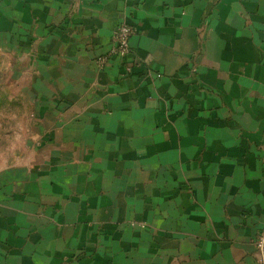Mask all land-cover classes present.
Instances as JSON below:
<instances>
[{
  "label": "crops",
  "instance_id": "1",
  "mask_svg": "<svg viewBox=\"0 0 264 264\" xmlns=\"http://www.w3.org/2000/svg\"><path fill=\"white\" fill-rule=\"evenodd\" d=\"M0 62V264H257L264 0H0Z\"/></svg>",
  "mask_w": 264,
  "mask_h": 264
},
{
  "label": "built area",
  "instance_id": "2",
  "mask_svg": "<svg viewBox=\"0 0 264 264\" xmlns=\"http://www.w3.org/2000/svg\"><path fill=\"white\" fill-rule=\"evenodd\" d=\"M134 31L131 25L119 23L112 31L111 46L107 55L125 57L130 52V38ZM125 71L129 72L128 66H125ZM255 250L257 264H264V222L255 239Z\"/></svg>",
  "mask_w": 264,
  "mask_h": 264
},
{
  "label": "rangeland",
  "instance_id": "3",
  "mask_svg": "<svg viewBox=\"0 0 264 264\" xmlns=\"http://www.w3.org/2000/svg\"><path fill=\"white\" fill-rule=\"evenodd\" d=\"M3 62H0V69H3ZM2 79H0L1 82ZM4 114L6 115V119L8 116V111L3 112V110H0V148H3L4 142H3V136H4V132L6 133V137H7V130L9 129L8 125H3L2 124V118L4 117ZM9 114H12V118H11V127H10V142L8 143L6 140V146L7 145H11L12 147V151H18L19 149H21V146L23 142H25V137L26 135H23L24 133H22L23 129L25 128V126L23 127L21 125V117L24 115V111H20L19 107L17 104L12 105V109L11 112ZM29 127V126H28ZM30 128V127H29Z\"/></svg>",
  "mask_w": 264,
  "mask_h": 264
}]
</instances>
